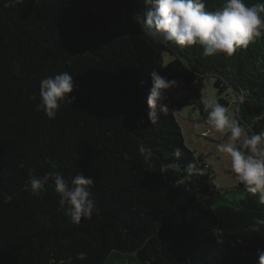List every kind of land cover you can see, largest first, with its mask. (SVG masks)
<instances>
[{
    "label": "trees",
    "instance_id": "16d2710c",
    "mask_svg": "<svg viewBox=\"0 0 264 264\" xmlns=\"http://www.w3.org/2000/svg\"><path fill=\"white\" fill-rule=\"evenodd\" d=\"M146 10L144 0H0V264H257L264 228L251 226L264 206L238 184L215 190L176 106L199 108L205 120L200 98L214 76L216 99L238 106L245 127L264 130V38L232 57L205 58L199 46L150 42L134 20ZM154 69L183 78L185 94L168 93L169 112L151 125ZM61 71L73 75L76 101L49 120L35 108L39 82ZM229 89L234 101L223 96ZM141 143L153 150L152 170ZM194 155L207 171L189 178L183 169ZM170 162L178 171L162 177ZM29 169L91 175L99 212L70 223L51 181L39 197L24 191Z\"/></svg>",
    "mask_w": 264,
    "mask_h": 264
},
{
    "label": "clouds",
    "instance_id": "9594fccd",
    "mask_svg": "<svg viewBox=\"0 0 264 264\" xmlns=\"http://www.w3.org/2000/svg\"><path fill=\"white\" fill-rule=\"evenodd\" d=\"M147 10L136 14L135 22L140 33L150 42L168 47L202 48V57L222 54L232 57L240 49H247L264 38V0H217L215 7L209 0H144ZM24 0H3V6L23 4ZM151 88L146 97L147 117L151 125L158 122L159 115H166L169 106V90L179 87L176 80L161 76L156 69L150 75ZM143 83V81L141 82ZM73 75L61 71L42 78L39 82V103L35 108L43 112L46 118L54 120L62 105H72L74 95ZM206 113L207 131L225 138L217 144V151L229 159L230 171L238 186L255 198L257 207L264 206V130L254 131L245 127L240 119V108H232L207 95L200 98ZM244 102V93L239 103ZM143 124V119L140 120ZM143 157V163L152 170L153 150L141 143L137 146ZM173 156L181 157L180 148L173 149ZM21 167L24 165L21 164ZM56 166H53L55 168ZM169 171L178 169L174 163L160 166L159 173L166 176ZM183 171L187 177L203 176L207 169L199 165L193 157ZM35 169H29L24 191L33 197H39L45 186L52 182L59 196L61 206H67L65 216L70 223L80 225L82 218L89 220L98 213L96 198L91 189L95 183L91 175L76 174L66 178L57 170L48 171L42 176L35 175ZM254 232L264 228V218L254 217L251 226ZM257 264H264V249H257Z\"/></svg>",
    "mask_w": 264,
    "mask_h": 264
},
{
    "label": "rangeland",
    "instance_id": "374dc122",
    "mask_svg": "<svg viewBox=\"0 0 264 264\" xmlns=\"http://www.w3.org/2000/svg\"><path fill=\"white\" fill-rule=\"evenodd\" d=\"M168 60L169 56L166 55L165 62ZM174 80L179 83V87L169 90V93L174 99H180L185 94L184 80L181 77H177ZM214 82V76L205 78L203 96L218 97V89L215 87ZM223 96L230 101H234L236 93L229 89ZM176 116L183 128L185 141L188 147L203 154L206 161L211 166L215 175V190L222 192L225 189H232L237 185L230 171L229 159L217 151V144L223 143L225 138L220 137L217 133L204 134V132L207 131V124L206 120L199 119V108H195L192 105L182 107L176 106Z\"/></svg>",
    "mask_w": 264,
    "mask_h": 264
},
{
    "label": "built area",
    "instance_id": "2783aa9c",
    "mask_svg": "<svg viewBox=\"0 0 264 264\" xmlns=\"http://www.w3.org/2000/svg\"><path fill=\"white\" fill-rule=\"evenodd\" d=\"M204 134H205V132H204Z\"/></svg>",
    "mask_w": 264,
    "mask_h": 264
}]
</instances>
